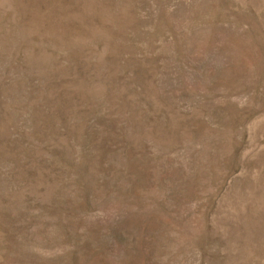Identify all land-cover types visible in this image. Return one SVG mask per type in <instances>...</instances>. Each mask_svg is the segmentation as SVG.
Returning a JSON list of instances; mask_svg holds the SVG:
<instances>
[{"label":"rangeland","instance_id":"374dc122","mask_svg":"<svg viewBox=\"0 0 264 264\" xmlns=\"http://www.w3.org/2000/svg\"><path fill=\"white\" fill-rule=\"evenodd\" d=\"M0 264H264V0H0Z\"/></svg>","mask_w":264,"mask_h":264}]
</instances>
